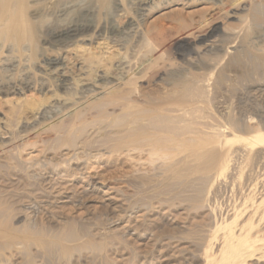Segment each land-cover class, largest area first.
<instances>
[{
	"label": "rangeland",
	"instance_id": "obj_1",
	"mask_svg": "<svg viewBox=\"0 0 264 264\" xmlns=\"http://www.w3.org/2000/svg\"><path fill=\"white\" fill-rule=\"evenodd\" d=\"M31 1L28 0L27 21L33 10ZM70 1H84L93 7V15L83 19L92 23L93 37L100 29L105 32L103 28L113 19L120 24L132 19L137 24L133 36L117 39L127 43L126 48L118 52L135 64L130 99L139 107L163 103L190 83L186 92L190 105L179 112L186 113V117L182 115L184 120L176 121L196 122L202 126L197 124L198 130L204 133H209L213 125L222 131L218 138L221 147L228 136L229 116L238 107L239 98L244 97L246 101L249 94L255 103L253 106L257 107L264 97L263 92L247 91L248 86L264 81L259 68L255 69L246 60L227 66L233 46L238 47L246 59L264 53V31L248 32V23L239 25L228 17L230 9L237 10V3L245 5L246 10H237L236 16L246 17L255 0H229L222 6L210 1L200 4L199 0H193L183 4L176 0L174 5L160 10L154 8L146 23L132 6L133 0L120 1L116 18L112 0H55V7L48 10L47 23L76 20L71 14L56 15L58 9ZM146 26L153 28L149 39L145 35ZM41 34L29 41L26 36L10 33L5 35L4 43L0 34L1 90H6L13 77L11 71L6 70L8 64L21 65L16 67L22 70L26 62L24 65L31 68L40 53L51 52L48 44L44 45L47 38ZM102 38L112 43L110 35L102 34ZM201 38L204 41H200ZM20 40L30 43L29 51L18 52ZM30 72V81H38L31 69ZM25 94L26 97L8 91L0 93V113L11 111L15 118L11 138L0 144V178L8 176L7 181L0 184V203L9 205L10 223L21 230L44 231L46 239L70 248L87 241L93 244L97 238L107 245L103 252L94 249L72 252L70 261L60 255L61 259L58 258V252L56 256L45 255L32 248L33 264H228L222 261L220 254L225 227L236 231V225L247 215L255 226L254 236L264 240V200L259 204L264 194V158L257 161L246 153H228L234 169L220 176L210 174V179L199 186L202 193L198 194L197 186L195 189L175 185L162 159L143 153L144 148L139 154L112 152L107 141L109 128L101 132L95 126L96 132L88 129L87 138L83 137L85 143L83 139L78 140L72 152L58 142V136L46 123L51 115H46V122L32 128L24 125L21 118L25 109L37 105L42 98L31 91ZM18 99L20 105L15 107L13 104ZM172 115L178 114L172 112ZM180 123L178 125L182 126ZM233 145L235 148L236 144ZM199 205L201 207L196 209ZM235 215L239 216L237 224L231 225ZM64 230L74 232L77 241L56 240ZM15 263L25 264V261L18 255ZM245 264H264V249L257 250Z\"/></svg>",
	"mask_w": 264,
	"mask_h": 264
},
{
	"label": "bare ground",
	"instance_id": "obj_2",
	"mask_svg": "<svg viewBox=\"0 0 264 264\" xmlns=\"http://www.w3.org/2000/svg\"><path fill=\"white\" fill-rule=\"evenodd\" d=\"M120 1L112 0L116 7L115 18L120 12L118 9ZM162 1L133 0L132 6L135 7L134 9L145 22L155 9L160 10L164 6L176 3V0H165V4H162ZM188 1L193 0H177L183 4H187ZM208 1L218 6L229 2V0H199V3L205 4ZM31 2L30 8L33 10L30 15L28 14L30 20L27 21L28 0H0L1 42L4 43L5 35L10 33H15L18 37L26 36V40L29 41L39 36L40 33H44L47 38L44 45L48 44L51 48L49 53H40L39 60L31 68L24 65L26 62L22 64L24 66L22 70L18 69L21 65L18 66L16 63L14 65L8 64L6 67V70L11 71L13 77L12 79L9 78V83L6 87L4 86L6 90L0 89V93H4V91L7 93L8 91L11 94L26 97L25 92L31 91L33 94L38 93L42 96L37 105L25 109L21 118L24 125L32 128L39 122H46V115H51V120L46 123L52 132L58 136V142L72 152L76 148L77 141L83 139L86 132L92 131L94 126L100 132L101 129L109 128L108 136L105 135L104 137L107 136L112 152H126L128 155L131 152L142 153L144 148L143 153L146 152L151 157L162 159L165 163L163 166L175 185L176 183L178 185L183 184L185 187H194L195 189L197 186L196 192L198 194L202 193L199 186L210 179V174L214 173L220 176L229 169H234L231 161L228 160V153L230 155L246 153L248 157L257 161L264 158V97L260 99V104L257 107L253 106L255 103L250 100L249 94L245 97L246 101L243 99L244 97L237 99L239 101L238 107L229 116L227 124L228 136L224 139V145L220 147L218 138L222 136V131L218 128L213 125L210 128L208 126L209 133H204L200 131L202 129L198 130V123L195 124L196 122L194 123L189 119V123L187 121L186 124L184 123L185 125L180 123L182 122L180 119L184 120L186 113L182 114L183 117L179 112L187 108L191 102L186 94L189 82L185 89H182L183 85H180L179 93L175 97L163 101V103L139 107L131 101L130 97L134 90L132 84L135 64L133 60L119 53L126 48L127 43L117 38L133 36L137 24L131 21L132 19H128L129 21L123 24L113 19L108 26L103 28L105 32L100 29L96 31V36L93 37L92 23L83 21L84 18L93 15V7L90 4H86L84 1L65 3L56 12L57 17L71 14L76 20L54 24L52 22L47 23V18L50 17L48 10L55 7V0H32ZM236 9L245 11L246 6L237 3ZM233 10L230 9L228 17L235 19L239 25L248 23V32L264 31V3L262 0L253 2L244 15L246 17L236 16L237 10L235 12ZM52 13L54 14L53 11ZM152 29L148 27L145 31L148 39L152 36ZM105 33L111 36L112 43H106L103 38V40L101 39L102 34ZM200 41H204V38H201ZM29 44L27 41L20 40L18 52L22 54L29 51ZM238 49V47H232V52L230 51L232 56H230L227 66L242 64V61L246 60L249 61V65L252 64L255 69L259 68L264 74V53L249 56L246 59V55L243 56ZM199 53L197 52V54ZM30 69L39 78L38 81H30L32 80L29 78L32 74ZM253 90L264 93V81L257 83V86L254 87L248 86L247 91L251 93ZM90 99L92 102L89 101ZM13 105L18 107L20 99L16 100ZM115 111L119 113L115 114ZM172 112L178 115H172ZM0 114L2 115L0 118V144H4L12 136V124L15 122V118L11 111ZM176 120H179L178 123L183 125L179 126ZM189 134L194 136L189 138L187 136ZM233 144H236L235 148L232 147ZM222 155L226 156L222 158ZM76 168H73L74 171ZM7 177L6 174L2 175L0 184L7 181ZM260 197L262 200L259 204L263 203L264 194ZM199 207L201 206L199 205L196 209ZM8 208H10L9 205L2 206L0 203V264H14L18 255L24 259L25 264H33L30 252L32 248L40 250L45 255L54 254L56 256L55 253L58 252V258L60 255L65 261H70L72 252L85 249L103 252L107 246L105 245L106 242H103L104 240H98V238L93 244L89 243L91 241H87L88 243L85 242L72 248L59 245L55 240L46 239L47 233L44 231L35 230L33 227L31 230H21L14 227L9 221ZM247 216L241 224L236 225L238 228L236 231L233 230V227L225 225L226 232L223 235L220 254L222 261L224 260L228 264H245V261L254 256L257 250L264 249V240L254 236L253 229L255 226L251 217ZM238 217V215L234 216L231 225L237 224ZM65 231H60V236L56 240L64 243L77 241L78 236L74 232L67 233Z\"/></svg>",
	"mask_w": 264,
	"mask_h": 264
}]
</instances>
